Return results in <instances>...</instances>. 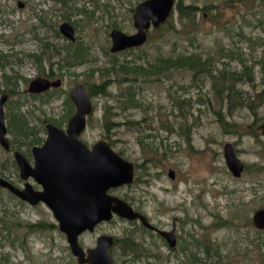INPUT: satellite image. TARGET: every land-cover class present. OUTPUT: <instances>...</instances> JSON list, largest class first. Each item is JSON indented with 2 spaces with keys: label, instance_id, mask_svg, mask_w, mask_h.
Returning a JSON list of instances; mask_svg holds the SVG:
<instances>
[{
  "label": "rangeland",
  "instance_id": "374dc122",
  "mask_svg": "<svg viewBox=\"0 0 264 264\" xmlns=\"http://www.w3.org/2000/svg\"><path fill=\"white\" fill-rule=\"evenodd\" d=\"M142 1L74 0L73 10L79 13H70L71 19L65 20L62 15L66 12L54 0H0V56L6 58L5 62L0 61V76L23 77L16 87L9 88L14 93L5 103L8 137L17 142L19 149L16 150L27 155L32 146L28 137L10 130L11 117L15 113L23 114L37 136L46 139L44 118L66 117L71 106L67 98L73 86L78 83L100 85L109 78L112 82L108 94L93 97L95 110L82 139L94 144L108 138L124 157L142 165L138 171L139 180L114 190L113 194L127 199L135 208H143L154 223L165 229H171L175 223L181 236L194 246L192 251L198 249L193 237L205 240L206 246L211 247L208 264H264L261 262L264 261V230L252 223L254 212L264 207V172L244 171L237 178L229 170L224 155L225 144L232 142L245 166L264 165L263 126L259 130L261 142H257L252 136V114L240 109L234 113L239 129L230 128L226 132L214 112L220 106L212 81L203 74L194 78L192 71L174 69L169 77L142 76L137 77V81L121 83L115 71L107 76L114 60L120 64L136 61L135 64L146 67L158 59L196 53L214 57L215 74L225 63L234 72L242 70L243 61L254 65L260 90L264 87L261 68L254 63L264 55V0H182L185 5L200 8L196 28L184 29L175 8L173 24L176 30L152 28L143 46L113 53L110 34L113 21L127 33L136 32L134 11L130 9L135 10ZM96 3L101 8L93 17L81 15L82 9L95 11ZM212 4L215 10H203ZM105 5L108 8L103 10ZM64 21L75 27V41L60 32L59 26ZM45 43L50 44L47 52ZM77 49L83 51L84 60H73ZM69 51L71 64L65 60ZM32 54L41 56L42 62L31 57ZM51 67L63 79V86L48 95H30L29 82L45 75ZM239 87L249 93L253 91L249 83ZM2 93L0 91V96ZM130 96L139 105H129L127 97ZM205 97H211L212 105L202 102ZM177 101L183 104L182 111ZM104 113L116 124L110 130L105 127ZM181 128L189 131L190 143L180 134ZM13 150L7 151L0 144V172L22 187L25 181L20 177ZM171 170H174V179L169 176ZM3 202L10 204L12 210H20L25 221L45 220L55 223L57 228L34 233L28 240L29 250L7 242L0 247V255L9 253L13 264H78L66 235L59 230L57 220L45 204L14 203L7 192ZM178 203L182 205L174 209ZM232 218L236 219L235 225L224 224L225 219ZM104 233L115 238L133 237L151 254H171L169 247L157 236L143 232L139 222L118 216L101 223L94 232L82 234L80 243L85 248L95 246L98 236ZM203 252L200 251L201 256L206 255ZM133 257L123 255L120 246L115 248L117 264H148L134 262ZM149 260L152 264H160L155 257Z\"/></svg>",
  "mask_w": 264,
  "mask_h": 264
},
{
  "label": "water",
  "instance_id": "95a60500",
  "mask_svg": "<svg viewBox=\"0 0 264 264\" xmlns=\"http://www.w3.org/2000/svg\"><path fill=\"white\" fill-rule=\"evenodd\" d=\"M176 1L140 2L133 14L136 32L127 33L113 28L110 33L111 51L143 46L148 41L149 31L159 28L171 17ZM20 5H23L22 2ZM59 30L66 38L75 41L76 30L71 23L64 21ZM61 82L40 76L31 81L29 90L41 92L59 86ZM71 98L77 111L67 131L53 123L47 124L48 135L44 145L33 148L35 167L22 152L15 153L21 178L26 180L33 177L43 189L36 190L29 182L20 187L1 174L0 187L31 205L44 203L57 220L59 230L66 235L71 252L79 264H116L111 254L115 244L113 235H99L95 247L87 249L80 243V236L88 231L94 232L97 225L110 222L115 216L130 221L140 219L150 228L153 225L128 201L110 193L111 189L135 181L136 163L118 152L108 138L97 141L93 149L89 148L81 135L87 126V116L93 111L91 94L83 83H79L72 89ZM7 99L8 94L0 96V144L9 150L11 146L5 115ZM224 155L229 170L235 177H240L246 166L238 156L234 143L225 144ZM171 175H174V170H171ZM252 223L264 230V208L254 212ZM172 233L164 234L169 238Z\"/></svg>",
  "mask_w": 264,
  "mask_h": 264
},
{
  "label": "trees",
  "instance_id": "16d2710c",
  "mask_svg": "<svg viewBox=\"0 0 264 264\" xmlns=\"http://www.w3.org/2000/svg\"><path fill=\"white\" fill-rule=\"evenodd\" d=\"M56 4H60V6L64 9L66 13H64L62 16L65 20H70L71 16L70 13L76 14L79 13V11H74L75 8L73 5L74 0H54ZM121 1V0H120ZM101 8L98 3L95 4V11L88 12L87 10L82 9L81 15H86L87 17H93L92 15ZM108 8L106 5L102 9ZM175 8L179 11L180 14V20L182 27L185 28H196L198 26V20H197V14L200 10L199 7L195 5H185L182 0H179ZM215 5L212 4L210 6H207L203 10H215ZM130 11H134V8L132 7ZM111 12V11H109ZM174 13V11H173ZM173 13L171 17L162 24L159 28H153L157 31L162 30H176L175 25L173 24ZM113 28L120 29V25L117 21H113L112 23ZM149 36V35H148ZM149 40V37H148ZM146 44V43H145ZM45 49L46 52L50 48L49 43H45ZM141 47V46H140ZM137 48V47H135ZM70 54H72L69 51V56L65 57V60L71 64V57ZM31 57H36V59L39 62H42V57L36 54L30 55ZM43 56V55H42ZM1 57V56H0ZM84 53L81 49H77L73 55V60H84ZM1 60L5 62L6 58L5 55L1 57ZM9 61H6L8 63ZM135 63H137L135 61ZM131 61H127V63L120 64L117 63V60L113 61V67L110 70H107V76L111 72H116L117 77L120 78L118 80L119 83L126 82L128 80H135L137 81V77L142 76H155V77H163L168 76L172 71H175L174 69H185L194 72V78L198 75H206L208 76L212 81V89L216 95V100L219 103V109L214 110V112L217 114V117L219 119V122L221 126L226 130V132H229L231 129L234 128L239 129V123L234 120V113L237 110L240 109H246L248 110L252 116H253V130H252V136L255 138L257 142H261L260 140V132L259 130L264 125V87L262 89H257L258 84L256 83V77L255 72L253 70V66L248 65V63L243 61V67L241 71H231L227 64L225 63L223 68L220 69L217 74L214 73V57L212 55H209L207 57H203L200 54L196 53H190V54H181L176 57H166L162 59H158L155 62H149L146 67L142 65L135 64ZM42 64V63H41ZM260 65L261 73H262V80L264 82V55L256 61V63ZM4 65V63H3ZM72 66V65H71ZM122 72V73H120ZM43 73V70H41V74ZM125 76H122V75ZM129 76H135L129 77ZM23 78L21 76H10V75H3L0 76V91L1 92H7L9 94H13L14 91L10 90V87H16L19 80ZM3 80V84L1 81ZM112 81H110L109 78H107L102 84L100 85H88L89 90L91 91L93 96L108 94V86L111 84ZM249 83L252 84L253 91L251 93L244 91L243 88L239 87L240 84ZM5 85V86H4ZM128 98V104L129 105H139V102L134 99L133 96L127 97ZM126 98V99H127ZM203 103H207L212 105L211 97H205L202 101ZM178 105L177 107L183 109V104L180 101H177ZM191 103V101H190ZM124 105L125 108H127L129 105ZM226 108V110L224 109ZM107 112V111H106ZM230 118V119H229ZM104 119H105V127L107 129L113 128V126H116L113 121L110 119H107V113H104ZM136 124L140 122H135ZM263 123V124H260ZM10 130H12L16 135L20 136H27L29 134V127H28V121L26 117L23 114L15 113L13 117H11L10 121ZM180 134L185 135L186 139L190 143V134L189 131H186L181 128ZM150 135V134H149ZM262 149L264 150V147L262 146ZM142 166V165H141ZM253 172L256 173H262L264 172V165H248L245 167V171L247 172ZM1 174V172H0ZM8 193L10 196V199L15 201L14 203L24 204L25 201L21 200L14 194H12L7 189L0 187V202L2 204L0 205V247H3L5 243L9 242L14 247L21 246L26 250H29L28 248V240L29 238L37 232H44V231H50L56 229L55 223H50L45 220H40L37 222H31L28 220H24L20 216V210L11 209L10 204H4V195L5 193ZM18 205V204H14ZM264 208V207H262ZM225 225H235L236 219H225L224 220ZM249 225V224H248ZM258 229V228H257ZM261 230V229H259ZM116 245L120 246L122 250L123 255H131L133 257V261H137L138 258V251H139V244L133 237H125V238H116ZM211 247L208 245V255L210 256ZM217 252V251H216ZM133 255H132V254ZM264 263V261H261ZM0 264H13L10 263V254L4 253L0 255ZM79 264V263H78Z\"/></svg>",
  "mask_w": 264,
  "mask_h": 264
},
{
  "label": "flooded vegetation",
  "instance_id": "af4514ba",
  "mask_svg": "<svg viewBox=\"0 0 264 264\" xmlns=\"http://www.w3.org/2000/svg\"><path fill=\"white\" fill-rule=\"evenodd\" d=\"M23 6V5H22ZM21 5H20V7H22ZM61 32V31H60ZM63 35V34H62ZM76 40V39H75ZM129 49H131V48H129ZM127 50V49H126ZM123 51H125V50H123ZM118 52H121V51H118ZM113 53H117V52H113ZM0 61H1V57H0ZM44 77V78H47V79H49V80H51V81H54V80H62V82H61V85H59V86H52V87H50L49 89H47V90H44V91H41V92H32V91H30L29 90V88H30V85H31V81L33 80H31L30 82H29V86H28V89H27V91H29V93H30V95H32V96H34V97H36V96H41V95H43V94H46V95H48V94H51V93H53V91H55V89H59V88H61L62 86H63V79L62 78H60L59 76H58V74L54 71V69L51 67V70L49 71V72H46V74L45 75H39L38 77ZM79 84V83H78ZM78 84H76V85H78ZM84 85H85V87L87 88V90L90 92V94H91V99H92V103H93V97H95V96H93L92 95V93H91V91L89 90V87L85 84V83H83ZM76 85L75 86H73V88L74 87H76ZM72 88V89H73ZM72 89L70 90V94H69V98H67L68 99V102H70L71 101V106H70V110L67 112V115H66V117L64 118H62V119H51V118H44V122H45V129H46V131H47V135H48V129H47V124L48 123H53L54 125H57V126H59L60 128H62V129H64V130H66L67 131V129H68V125H69V122H70V120H71V118H72V116L76 113V111H77V107H76V105H75V103L72 101V98H71V91H72ZM2 94H8V99H7V101H6V103L7 102H9L10 100H9V98H10V94L9 93H7V92H3ZM1 94V95H2ZM70 99V100H69ZM94 110H95V106H94V103H93V111H92V113H94ZM92 113L91 114H89L88 116H87V126H88V120H89V117L92 115ZM9 114H10V111H9ZM17 114V113H16ZM64 120V121H63ZM63 121V122H62ZM87 126H86V129H87ZM28 127H29V134H28V139H29V145H32L31 146V148H30V151H28L27 152V155H25V153H23L22 151H20V150H16V149H19L18 147L16 148V144H17V142L16 141H11L10 140V138H9V141H10V146H11V148L9 149V150H7V151H11L12 150V148H14V159H15V162H16V164H17V160H16V157H15V153L16 152H18V151H20V152H22L24 155H25V157L27 158V160L29 161V163L32 165V167H35V156H34V152H33V148L34 147H41V146H43L44 145V142H45V140L46 139H42V138H40V137H38L37 136V134H36V130H34V128H31L30 127V125H29V123H28ZM85 129V130H86ZM85 132V131H84ZM83 132V133H84ZM83 133H82V135H83ZM82 135H81V139H82ZM47 138V137H46ZM83 140V139H82ZM99 141V140H98ZM111 141V140H110ZM112 142V141H111ZM87 143V142H86ZM96 143V142H95ZM95 143L94 144H90V143H87L88 144V146H89V148H91V149H93V147H94V145H95ZM36 144V145H35ZM13 146V147H12ZM4 148V147H3ZM5 149V148H4ZM6 150V149H5ZM124 156V155H123ZM136 163V162H135ZM17 166H18V164H17ZM136 178H135V181L133 182V183H130V184H124V185H122V186H120V187H118V188H114V189H111L110 190V193H113V191L114 190H117V189H119V188H122V187H127V186H131V185H133L137 180H139V177H138V171L139 170H141V164H138V163H136ZM19 168V167H18ZM19 174H20V170H19ZM169 176H170V178H172V179H174L175 178V173H174V175L172 176L171 175V171H170V174H169ZM21 177V176H20ZM241 177V176H240ZM240 177H237V178H240ZM25 182H24V185L27 183V182H29V183H31L32 185H33V187L36 189V190H42L43 189V187L40 185V184H38L36 181H35V179L33 178V177H29L28 179H26V180H24ZM23 185V186H24ZM22 186V187H23ZM116 195V194H115ZM118 196V195H117ZM120 197V196H119ZM122 198V197H121ZM124 200H126V201H128L127 199H125V198H123ZM129 202V201H128ZM132 206H133V203H131V202H129ZM38 204H42V202H40V203H38ZM37 204V205H38ZM44 204V203H43ZM31 205V204H30ZM179 205H182V203H178V205H176V206H174V209H176L177 208V206H179ZM32 206H36V205H32ZM134 207V206H133ZM134 209H136L137 211H139L140 213H142L143 215H145L146 216V218H147V220H148V222L149 223H151L152 225H153V227H148V226H146L145 224H143V222L139 219V220H136V222H139V224H140V227H141V230L143 231V232H146V234H148L149 236H151V237H156L157 236V238L158 239H160L161 241H162V243L165 245V246H168L169 247V251L171 252V254H170V256H161V254L160 253H158V255H155V254H151V253H148L147 251H146V248L143 246V243L141 242V241H138V244H139V251H138V258H137V261H143V262H145V263H148V264H152L151 262H150V258H152V257H155V258H157L158 260H159V262H160V264H175L176 263V261L175 260H177L178 261V263L179 264H208L207 262H206V260L208 259V246H206V242H205V240H201V238L200 239H197V238H195V237H193V234H191L190 233V236H192L194 239H196L197 241H196V247L198 248V249H196L195 251H192V248L194 247V246H192V244H191V242L189 241V240H187V239H185V237H182L181 236V233L178 231L179 229H178V227L176 226V224L174 223L173 224V226H172V228L171 229H165V228H163L162 226H160L158 223H154L153 222V220L149 217V215L146 213V211L143 209V208H135L134 207ZM167 209V208H166ZM166 209H164V210H166ZM102 223H104V222H102ZM100 225V224H99ZM98 226V225H97ZM173 231V233L170 235V237L168 238L167 237V235H165L164 233H169V232H172ZM104 234H106V233H104ZM154 235V236H153ZM171 239V240H170ZM207 239V238H206ZM115 243H116V238H115ZM96 245V244H95ZM118 245H116V244H114V246H113V248H112V250H111V254H112V258H113V260H114V262L117 264V262H116V258H115V248L117 247ZM92 247H95V246H92ZM92 247H87V248H92ZM85 248V247H84ZM87 248H85V249H87ZM199 248H201V249H199ZM201 250H204V254L206 253V255H203V256H201L200 255V251ZM120 251H121V253H123L122 252V250H121V248H120ZM182 251V252H181ZM184 252V253H183ZM132 254V253H131ZM180 254H182V255H180ZM133 255V254H132ZM174 258V259H173ZM177 263V264H178Z\"/></svg>",
  "mask_w": 264,
  "mask_h": 264
}]
</instances>
